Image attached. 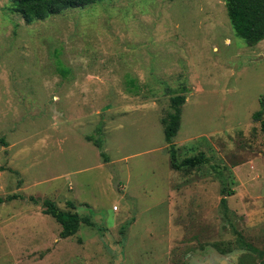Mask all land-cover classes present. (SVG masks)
<instances>
[{
    "label": "rangeland",
    "instance_id": "1",
    "mask_svg": "<svg viewBox=\"0 0 264 264\" xmlns=\"http://www.w3.org/2000/svg\"><path fill=\"white\" fill-rule=\"evenodd\" d=\"M178 95L177 163L208 164H171ZM259 111L264 40L237 36L224 0H104L31 24L0 0V264L263 263ZM45 201L82 218L76 235Z\"/></svg>",
    "mask_w": 264,
    "mask_h": 264
},
{
    "label": "trees",
    "instance_id": "2",
    "mask_svg": "<svg viewBox=\"0 0 264 264\" xmlns=\"http://www.w3.org/2000/svg\"><path fill=\"white\" fill-rule=\"evenodd\" d=\"M104 0H13L14 10L21 14L27 24L41 21L51 15L58 14L63 8H79L95 4ZM227 15L231 26L237 36L244 39L248 46H255L264 40V0H224ZM186 101L185 95H178L171 98V107L173 109L163 120L165 126L164 133L167 142L170 145L171 164L174 168L194 167L209 163V159L204 155L187 158L181 163H177V153L173 140L176 137L181 122L182 106ZM254 118L262 123L264 130V119L262 112L254 114ZM220 176L222 184V193L232 195L227 181ZM10 199V198H9ZM12 199H14L12 197ZM5 199L0 198V204ZM221 205L228 211L227 198L221 199ZM44 213L52 216L62 227L60 236L68 238L77 234L82 223V218L77 213H68L62 211L51 201H45ZM242 245L253 249L251 245L245 242L243 236L238 233ZM261 264H264L261 263Z\"/></svg>",
    "mask_w": 264,
    "mask_h": 264
}]
</instances>
